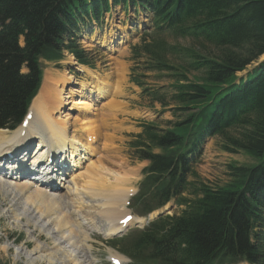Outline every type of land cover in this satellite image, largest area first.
<instances>
[{
  "label": "trees",
  "instance_id": "obj_1",
  "mask_svg": "<svg viewBox=\"0 0 264 264\" xmlns=\"http://www.w3.org/2000/svg\"><path fill=\"white\" fill-rule=\"evenodd\" d=\"M68 1L0 0V127L14 128L21 121L40 78L37 54L53 56L63 44L62 6ZM113 1L151 9L156 32L186 23L202 37L194 43L209 52H185L192 59L178 68L200 70L197 83L178 84L188 81L178 73L175 86L164 87L170 93L161 92L160 98L170 96L178 102L182 121L171 129H146V141L140 143L150 166L131 205L148 211L173 195L185 194L180 215L145 228L141 264H234L242 259L264 264L263 245L250 241L264 206L262 165L227 166L229 186L236 191L216 188L211 192L192 167L195 144L189 141L202 128L218 135L223 149L243 150L264 159V64L258 76L243 83L241 94L231 85L234 72L264 55V0ZM106 6V0H100L99 7ZM20 35L23 47L18 45ZM148 45L153 48L149 52L155 66L172 68L171 53L163 41ZM243 46L252 49L244 54L233 50ZM24 63L30 69L27 75L18 72ZM153 146L164 153L150 154L148 149ZM155 172H168L176 179L164 182Z\"/></svg>",
  "mask_w": 264,
  "mask_h": 264
},
{
  "label": "rangeland",
  "instance_id": "obj_2",
  "mask_svg": "<svg viewBox=\"0 0 264 264\" xmlns=\"http://www.w3.org/2000/svg\"><path fill=\"white\" fill-rule=\"evenodd\" d=\"M121 10L122 8L120 5L114 6L110 10L111 12L109 13V15H105V14L103 15V18L100 23L91 22L90 24L85 26L78 23L77 25L78 26L76 29L77 36L75 37V40L85 51L87 60L94 65V68L100 75V79L104 80L107 77L106 81L104 80V83L109 81L108 62L110 61L111 58L116 57L117 60L121 59L125 64V76L123 81L124 84H122L117 89L118 91L116 90L113 92V94L116 95L112 94L108 97H105V99H99V103H97L98 104L97 109L93 113L85 110L86 112L84 113H88V116L91 118L90 119L91 121L88 120V122L84 124L81 120L77 119L78 116H82V115H77V117L71 116V118L68 120L67 127L69 128V131L71 130L77 131L78 135L81 137L85 136L84 134L87 132L88 127H94L96 131L93 132V135H95L98 138L104 137L103 135L107 133L110 136L114 137V135H116L122 139H125L128 133L135 134L136 131L138 130L137 120L140 119L156 120V124L162 126L163 121L171 117L169 113H164L163 115L158 116L153 112V110H151L147 106V103H140L137 95L135 94L134 97L132 94L133 91H137L138 89L133 87V85L129 83L128 73H129V68L130 66H132L133 63L128 58L130 56V44L137 41V37L135 36L134 32L139 27L138 24L140 18L136 16V14L129 12L131 21L125 20L124 13H122ZM124 22L126 23V25H124ZM90 33H92V35L95 34L93 41L90 40L91 39L90 37L92 36L90 35ZM118 35H122V37L115 38ZM20 43H21L20 45H23L22 39H20ZM248 47L249 46H243L241 48H237L233 50L244 54L245 51L252 49ZM104 48L110 50L106 51L104 50ZM110 51H114V53ZM262 57H264V55ZM42 64H43L42 68L44 69L43 73L45 70L53 71L52 75L53 76L56 75L54 79H55V84H57V78L61 76L60 73L61 70L55 68L54 66L52 67L53 63L51 62L43 61ZM250 67L251 66H249L247 69H250ZM73 68L74 70H76L75 66H73ZM26 69L27 68L25 67V65H23V67L21 68V73H25L27 71ZM64 72L65 74L71 76V74L67 70H64ZM18 76L22 77L21 75H19V73ZM88 79H89L88 77L80 75L77 81L82 80L81 82H85V80ZM46 80L47 79L43 77L41 85H43ZM57 86L58 88L60 87V85ZM67 87L69 86L66 85V87H64L63 92L66 93L68 96H70L71 93L70 94L67 93L68 90ZM70 92H72L70 98H76L74 97L75 95L76 96L82 95L81 93H78L76 90L73 92L70 89ZM91 97L94 99L96 98L95 94H92ZM70 98H68L67 103L72 101L69 100ZM82 99L88 100L85 98ZM87 102L92 103L96 107V103L92 102L91 100H88ZM65 104L66 101L64 102V104H62V110L65 111L69 109L68 113L70 115L72 114L76 115V113H74V111L70 108L69 104L68 105ZM75 107L78 110H80V112L82 111L81 108H79L78 106ZM63 111H60L58 113L61 117L66 118L67 113ZM57 115L58 114H56V116ZM30 121H34V119H30ZM24 134L25 132L23 133L22 137L26 135H30L31 131H29L25 135ZM10 135L11 133L8 134V137H10ZM17 139L19 138L17 137ZM25 142L28 143V141ZM105 145L107 146L106 142ZM37 152L38 151H34L29 155V157L31 156L33 157L34 155L36 156L35 153ZM23 156L26 157V154H24ZM231 161H236L238 163L252 162V160L243 153L229 155L225 152H222L216 145L215 139H208L203 143V153L200 158V162L196 165V171L203 180L209 181V183L212 184V181L216 182L219 179L224 178L226 163ZM112 165L113 167L111 168L109 167V168L121 174L123 173L118 170L119 168L131 172V180L126 185L135 189L137 182L141 178L140 171L142 168V164H139L134 160H130L129 158H122L120 161H116V162L113 161ZM105 166L108 167L107 165ZM25 167L26 165L23 166V168ZM64 172L65 171H63L62 173ZM80 183L84 184L83 182H81V180L79 181V184ZM77 192L75 196L80 197L82 194ZM75 196L73 195L67 198L68 201L72 197L73 199H77ZM84 199L86 200L85 197ZM19 200L18 199L16 200L15 198L14 204L16 205H14L12 202H10L8 196L2 198V196L0 195V260L2 262L8 261L7 264H53V261H59V259L55 256L52 247L53 244L55 243L53 242V240H51L52 239L51 236H49V233L53 231V229L50 228V226L46 227V223L45 225L44 223L42 224L40 223L39 225V222H42L40 220H45L44 218L45 216H43L39 220L37 214L30 213L26 210V207H28L27 204L29 202H27L26 204L24 201H19ZM15 201H17L18 203ZM18 204L21 205V207ZM8 208H11L12 210H9ZM22 208H24V210ZM67 209L71 210V207L68 206L66 207V210ZM176 211H173L171 213H174ZM26 213L28 214L26 215ZM90 214L92 219H94L95 216L97 217V215H99V213H96L94 211L93 212L91 211ZM83 215H86V213L83 212ZM18 216H19V220L17 219ZM33 217H36V219ZM40 226L42 229L40 228ZM20 231L23 232V235L20 238V240L17 241L15 239L18 238V234ZM51 235L53 236L54 234ZM91 235L96 238V240H93V243L103 248V244L100 241V235L94 232H91ZM18 249H19V253H16L15 251H18ZM40 249H46V250L40 251ZM91 256L94 259H100L99 256L102 257L103 255L100 254L99 250L92 249ZM239 264H247V263H239Z\"/></svg>",
  "mask_w": 264,
  "mask_h": 264
},
{
  "label": "bare ground",
  "instance_id": "obj_3",
  "mask_svg": "<svg viewBox=\"0 0 264 264\" xmlns=\"http://www.w3.org/2000/svg\"><path fill=\"white\" fill-rule=\"evenodd\" d=\"M90 40L93 41L94 37L92 36ZM69 64L70 65L68 67L73 68V66H75L76 70L80 69L84 72H91L90 70H88L85 67L76 65L75 62L72 60H69ZM123 72H124L123 64L119 60H114L113 66L111 67L110 75L114 79V83H115L117 88L120 87V85L123 83ZM46 77L49 80V82L47 83V86L44 89L43 88L41 89L39 95L36 96L34 98V100L32 101V106H31L32 112L35 114L36 118L41 119V120L34 119V121H30V123H28L29 125L26 127V129H24V132L26 134L29 131H34L37 134H39V133H41V135L44 134V137H46L50 143H54L57 141H64L65 142V145L62 146V151L68 150V152H67L68 155H67V157H65L66 159L63 161H62L61 157H57L56 160H57V164L59 166L58 167L55 166L52 169L53 171H51L50 173H48L46 175V179H47L46 181L47 182H51L53 184L55 182V184H56L57 180L61 179L60 182H62L64 184H71L73 182V180H71V177H68L69 174L72 172H75V169H76L77 165H79V164L81 165V168L84 167L83 162L79 158H84L85 161H88V163L85 165V174H82L83 176L81 177L80 180L83 181L87 185L92 184V183L95 184L94 187H88L87 188L93 194L106 195L108 197L107 199L103 200L102 206L100 207V210L106 219V234L107 235H113L122 228V225L119 224V220L123 219L126 215L129 214L128 211L124 208L123 203L126 202V198H127L128 194L131 191H133V188H131V187H126V188L124 187L126 185V181H129L130 178L127 174H121L119 172L113 171L109 167H106L104 164H102V168H101V171H103V172L97 173V171H96V169H98L97 165H99L100 163L93 164L91 162L92 153H90L88 147L84 148L85 152L83 151L81 153H78L77 144H79V148H82L83 147V141L80 138L76 137L75 135H73V134L70 135L68 133V132L73 133V130L69 131V128L67 127L68 120L71 118V116L69 114H67L66 118H64V117H61L58 113L61 111L62 104H64V102H65L64 99L62 97H60L61 96L60 87H61L62 83L68 84L70 82V79L72 76L65 74V72H63V74H61V76L57 78V84H55V79L50 74H46ZM90 77L93 80V82L96 81L95 83L97 85V88H99V90H100V92H99L100 95H104L105 93L109 92V89L107 88V86L103 82L104 80L106 81L107 77L103 81L101 79L96 80L95 79L96 75L93 74V72H91ZM57 85H60V87L58 88ZM80 85H83L84 87L92 86V81L87 80L85 82H81ZM67 93H69V94L71 93L70 95H72V92H70V89L67 91ZM65 97H69V96L67 94H65ZM72 101H75L73 103V105H80L81 104V105L85 106V108H88V109L90 108L92 110L96 109V107L92 103L87 102L88 100H84L82 98H79V100H72ZM111 108H113V107H111ZM56 113H58L57 116H56ZM77 119L81 120L84 124L88 122V118H86L84 116L83 117L78 116ZM21 130H22L21 128L18 129V132H20ZM12 133L15 134V132H12ZM34 135L35 134H32L30 137L24 138L22 140L17 139L18 136H15L14 140L17 143L14 144V147H11V145L9 143L10 137H8V132L6 130L0 129V193L4 192V196L8 195L9 197L12 198V201L15 199L14 197H17L18 200H19V198H21V199L24 198L29 203H31V205H33L36 209H40L39 203L41 201L53 202V199L51 197H49L47 194L42 192V189L40 188V185H39L40 184V179H39L40 177L35 176V177H31L32 179L27 178L26 172L24 170L23 171H17L16 170V166H17L16 163L8 162L10 157H12V158L14 157V153L16 152L18 145H20V144L27 145V142H25V141H29V139L31 137H33ZM37 151L38 152L35 153L36 156L35 155L33 157L31 156L32 159H31V157H29V159H31L29 161L30 170H34L37 167L36 163H38L39 160H42L45 162L47 161V159L43 158L46 155L44 153H42L41 150H37ZM23 155L24 154L19 153V156H18L20 158L21 163H23L26 159V157ZM54 170H56V171L58 170V171L56 172ZM40 171L41 172H48V169H43ZM59 171H61V173H58ZM63 171H65V172L62 173ZM66 177H68V178L66 180H64V178H66ZM62 188L65 189V187H63V186H62ZM79 189H81V188H80L79 184H77L75 186V190L78 191ZM78 197H76V198H78ZM71 199H73V197ZM15 202H17V201H15ZM14 205H16V204H14ZM19 206L21 207V205H19ZM113 208H118L119 214H120L116 221H112V220L108 219V215H109L111 209H113ZM22 209L24 210V208H22ZM13 210H14V208H13ZM22 213H23V211H22ZM24 214H25V212H24ZM27 214L28 213H26V215ZM28 216H30V215H28ZM85 216H87V215H85ZM36 217H33V218L36 219ZM95 218H96V216H95ZM18 220H19V218H18ZM40 223L42 224V222H39V225H40ZM44 225H45V223H44ZM40 228H41V226H40ZM45 231H46V229H45ZM51 240H53V239H51ZM44 250L45 249H40V251H44ZM32 255H33V253H32ZM49 256H51V255H49Z\"/></svg>",
  "mask_w": 264,
  "mask_h": 264
}]
</instances>
